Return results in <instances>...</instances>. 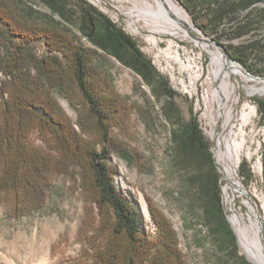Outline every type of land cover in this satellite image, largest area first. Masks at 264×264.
Segmentation results:
<instances>
[{"label": "trees", "instance_id": "obj_1", "mask_svg": "<svg viewBox=\"0 0 264 264\" xmlns=\"http://www.w3.org/2000/svg\"><path fill=\"white\" fill-rule=\"evenodd\" d=\"M180 1L207 6L217 3L212 19L204 25L214 22L219 26L229 16L228 29L246 34L252 27L237 19L236 12L260 0H236L235 8L223 5L225 0ZM41 3L64 21L76 23L92 47L77 43L58 22L35 17L18 0H0V23L5 36L0 33V72L6 77L0 83V203L10 202L9 213L13 216L38 210L44 205L53 177L76 170L86 201L96 208L92 234L85 237L91 264H189L161 211L149 203L156 226V236L149 238L140 230L139 211L114 185L115 171L108 163L111 143L107 124L117 96L95 62L98 51H103L139 74L157 98H168L162 111L172 122L171 162L178 169L190 170L186 190L195 192L194 203L210 236L238 264H250L244 256L236 255V235L222 203L221 174L196 117L181 119L172 101L176 91L143 55L136 41L87 0ZM14 37L21 40L15 42ZM38 38L44 39L50 53L59 52L62 57L36 55L28 44ZM227 52L248 71L264 76V35L250 34L245 43ZM253 59L259 62L255 67ZM53 90L75 92L81 98L78 130ZM253 100L264 119V98ZM34 131L42 135L44 148L31 143ZM262 158L264 161V142ZM240 167L249 178L244 161Z\"/></svg>", "mask_w": 264, "mask_h": 264}, {"label": "rangeland", "instance_id": "obj_2", "mask_svg": "<svg viewBox=\"0 0 264 264\" xmlns=\"http://www.w3.org/2000/svg\"><path fill=\"white\" fill-rule=\"evenodd\" d=\"M18 1L25 9H30L35 17L58 22L77 43L92 47L76 23L64 21L43 5L41 0ZM87 1L136 41L143 55L176 91L172 101L179 109L181 119L187 121L192 115L196 117L221 174L222 203L227 219L231 213L247 216V204L255 205L262 221L264 245V119L253 100L256 97L264 98V93L248 94V88L262 83H258V80H244L241 73L232 72L231 82L235 86L226 98L219 89L221 78L209 72V53L189 42L179 41V45L188 50L187 55L192 64L190 71H184L177 63L163 57L161 50L166 47L164 39L158 37L156 44H153L147 40V31H132L131 19L126 14L129 2ZM174 1L186 9L208 40L209 47L219 50L225 59L224 50L231 51L232 47L245 43L250 34L264 35V0L236 12L237 19L249 22L248 25L252 27L250 33L246 34H237L235 30L228 29L231 24L229 16L219 26L214 22L204 25L205 21L212 19L219 6L217 3L207 6ZM235 1L225 0L223 5L235 8ZM0 33L4 36L1 23ZM12 39L15 42L21 40L18 37ZM28 46L39 57L48 54L62 57L59 52L50 53L43 38L30 41ZM98 52L99 57L95 62L109 78L117 96L107 124L111 143L108 146V163L115 171V187L141 215V232L149 238L156 236V226L149 212L151 202L170 222L179 248L189 264H238L229 256L228 250L218 246L201 221L198 205L194 203L195 192L186 190L190 170L178 169L171 162L174 150L172 122L162 111L168 98H157L151 86L132 68L106 52ZM227 61L240 65L251 75H259L248 71L231 56ZM251 64L255 67L259 62L253 59ZM5 80V75L0 72V83ZM214 89L218 91L216 96L212 95ZM53 95L78 130L83 108L79 95L75 92L64 94L58 90H53ZM228 113L230 118L226 124ZM228 132L241 144L235 170L231 173L226 172L217 159L216 141ZM30 141L36 147H45L44 139L37 131L31 133ZM242 161L245 162L244 169H249V178H245L241 171ZM9 207L10 202L0 203V264H91L87 259L85 237L92 234L90 227L93 218H97L96 208L86 201L76 170L53 177L40 209L13 216L9 213ZM236 239V255H242L250 264H254L241 250L237 235Z\"/></svg>", "mask_w": 264, "mask_h": 264}, {"label": "bare ground", "instance_id": "obj_3", "mask_svg": "<svg viewBox=\"0 0 264 264\" xmlns=\"http://www.w3.org/2000/svg\"><path fill=\"white\" fill-rule=\"evenodd\" d=\"M126 1L130 3L126 14L131 19L132 31L137 33L141 30L147 31L149 34L147 40L153 44H156L158 37L164 39L166 47L161 50L163 57L177 63L182 70L190 71L192 64L187 55L189 54L188 50L181 47L179 41L189 42L209 53V72L214 77L221 78L219 89L226 98L230 96L235 86L231 82L232 72H239L244 80H249L238 64L227 61L219 50L209 47L208 40L182 5L174 0ZM260 82L262 84L259 86L255 84L248 88L249 95L255 92L264 93V81H258V83ZM212 95H218V91L214 89ZM229 118L228 113L226 124ZM216 145L218 161L223 164L226 172H233L239 158L241 144L234 140L231 132H228L223 135L222 139L220 137L217 139ZM247 205L249 208L247 216L242 213H231L228 220L237 235L243 253L254 264H264L262 221L259 219L258 209L255 205L249 203Z\"/></svg>", "mask_w": 264, "mask_h": 264}, {"label": "water", "instance_id": "obj_4", "mask_svg": "<svg viewBox=\"0 0 264 264\" xmlns=\"http://www.w3.org/2000/svg\"><path fill=\"white\" fill-rule=\"evenodd\" d=\"M211 42V41H210ZM212 44H215L214 42H211ZM217 46H220V45H218V44H216ZM224 52H225V55H226V59L227 60H229L230 59V55H229V53L226 51V50H224ZM239 67H241L240 65H239ZM244 71V70H243ZM244 73H245V75L247 76V77H249V79H252V80H258V81H264V77H262V76H259V75H251L249 72H247V71H244ZM231 226V225H230ZM232 228V227H231ZM233 230V229H232Z\"/></svg>", "mask_w": 264, "mask_h": 264}]
</instances>
